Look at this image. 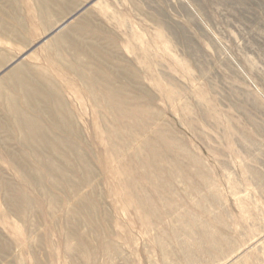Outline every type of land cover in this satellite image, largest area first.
<instances>
[{"label":"rangeland","instance_id":"1","mask_svg":"<svg viewBox=\"0 0 264 264\" xmlns=\"http://www.w3.org/2000/svg\"><path fill=\"white\" fill-rule=\"evenodd\" d=\"M12 58L0 264H264V0H0Z\"/></svg>","mask_w":264,"mask_h":264},{"label":"bare ground","instance_id":"2","mask_svg":"<svg viewBox=\"0 0 264 264\" xmlns=\"http://www.w3.org/2000/svg\"><path fill=\"white\" fill-rule=\"evenodd\" d=\"M83 7V6H82ZM77 12V11H76ZM73 13H75V12H73ZM79 12H77V14H78ZM76 14V15H77ZM73 14H71V16H72ZM43 16V15H42ZM70 16V15H69ZM68 18V17H67ZM65 19H62V20H60V21H58L56 24H55V26L54 27H51L49 30H48V33H47V35L45 36V37H43L42 39H41V42H45V44H48L51 40H53L54 38V33L55 34H58V33H60V36L61 37H63L64 38V35H65V32H64V29L66 28V26H67V23H68V21H64ZM60 31V32H59ZM70 33V32H69ZM72 33V32H71ZM65 40V39H64ZM63 40V41H64ZM51 43V42H50ZM43 44V43H42ZM59 53V52H58ZM58 56V55H57ZM19 60H16L15 58H12L9 62H8V64L6 65V66H4L2 69H0V73H2L3 71H5V70H7V68H11L12 69V71L14 72V74H16V75H19L20 74V72L22 71V70H26L25 69V64L24 63H20V64H16L17 62H18ZM16 64V65H15ZM15 65V67H13ZM13 67V68H12ZM85 68V67H84ZM13 72H12V74H13ZM27 73V72H26ZM92 74V73H91ZM8 75V74H7ZM27 75V74H26ZM79 76V75H78ZM81 77V76H80ZM10 78V77H9ZM0 82H1V80H0ZM84 85H85V83H84ZM86 86V85H85ZM24 87V86H23ZM36 93V92H35ZM48 98V97H47ZM30 99V98H29ZM51 99V98H50ZM53 100H54V98H53ZM55 102V101H54ZM53 102V103H54ZM27 103V102H26ZM59 117V116H58ZM55 119V118H54ZM57 123V122H56ZM60 123V122H59Z\"/></svg>","mask_w":264,"mask_h":264}]
</instances>
